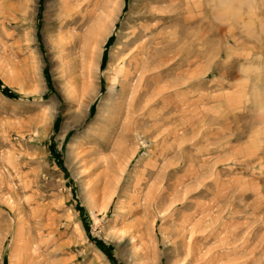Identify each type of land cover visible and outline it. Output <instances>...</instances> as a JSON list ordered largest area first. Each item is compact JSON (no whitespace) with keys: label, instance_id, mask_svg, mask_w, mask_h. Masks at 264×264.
I'll list each match as a JSON object with an SVG mask.
<instances>
[{"label":"rangeland","instance_id":"obj_1","mask_svg":"<svg viewBox=\"0 0 264 264\" xmlns=\"http://www.w3.org/2000/svg\"><path fill=\"white\" fill-rule=\"evenodd\" d=\"M208 3L0 0V264H264V11Z\"/></svg>","mask_w":264,"mask_h":264},{"label":"bare ground","instance_id":"obj_2","mask_svg":"<svg viewBox=\"0 0 264 264\" xmlns=\"http://www.w3.org/2000/svg\"><path fill=\"white\" fill-rule=\"evenodd\" d=\"M205 7V6H204ZM204 7H203V10H205L204 9ZM153 9V8H152ZM154 10V9H153ZM202 10V12H205V11H203ZM108 12V11H107ZM153 12V11H152ZM151 12V17H150V19L152 18V19H157L158 18V16H156L154 13H152ZM156 12V11H155ZM198 12H199V10H198ZM201 12V13H202ZM164 14V13H163ZM106 15H108V14H106ZM202 15V14H201ZM204 15V14H203ZM148 17V16H147ZM201 17V16H200ZM104 18H105V16H101V18L98 20L99 22L98 23H96V26L94 27V29H93V31L92 32H90V34H91V37H90V40H91V49L92 50H90V52L92 51V53L93 52H95V54H96V51H98L99 49V46H100V44H101V40H102V38H103V35L105 34V31L104 30H106V28L104 29V27H105V25H104ZM203 18V17H202ZM209 18V17H208ZM106 19V18H105ZM160 19V18H159ZM198 19H199V17H198ZM201 19V18H200ZM141 20V19H140ZM152 28V27H151ZM108 29V28H107ZM210 29V28H209ZM99 30V32H97ZM104 32V33H102V31ZM220 30V29H219ZM214 31V30H213ZM136 32V31H135ZM154 32V30H146L145 29V31L144 32H142V33H139V34H137L136 35V37H135V35H134V37H135V40H141V39H144L145 37H147V36H150V35H152V33ZM135 40H133V42H135ZM154 40V39H153ZM163 40V39H162ZM166 40V39H165ZM155 42V41H154ZM237 42V41H236ZM166 43V42H165ZM152 44V41H150L149 40V42H147V44L146 43H142L141 45H140V47H139V49L135 52V53H133L134 55H137L138 56V58H136V59H138V66L139 67H136L137 69H136V72L137 73H139V78H138V80H142L143 78H144V76L146 75V74H148V73H151L153 70L155 71L156 70V68H154L153 66H151L150 65V58H152V56L153 55H158V48H156L154 45H151ZM164 44V43H163ZM165 46H166V44H164ZM162 47V46H161ZM160 48V47H159ZM95 49V50H94ZM154 51H155V53H154ZM166 51V50H165ZM169 51V50H168ZM162 52V51H161ZM163 52H164V50H163ZM167 52V51H166ZM169 53H170V51H169ZM173 53V52H172ZM166 54V53H165ZM164 54V55H165ZM171 54V53H170ZM160 55V54H159ZM163 55V56H164ZM169 56V55H168ZM156 57V56H155ZM169 58H170V56H169ZM155 59V58H154ZM164 59V58H163ZM168 60V59H167ZM169 61V60H168ZM133 62H137V61H133ZM164 62V61H163ZM153 63V62H152ZM158 63V62H157ZM143 65V66H142ZM153 65V64H152ZM169 65V64H168ZM168 65H160L159 66V68L160 67H162V68H164V67H166V66H168ZM156 66H157V64H156ZM169 67H171V66H169ZM158 68V69H159ZM157 71V70H156ZM135 73V72H134ZM137 73H135V74H137ZM147 79V78H146ZM86 105H87V103H86ZM91 105V104H90ZM51 106V105H50ZM48 109V108H47ZM51 110H53V106H51L50 108H49V116H50V114H51ZM46 111V110H45ZM43 112V111H42ZM43 114V113H42ZM42 119V118H41ZM70 125L69 124H66V125H64V130H69L70 129ZM93 154H94V152H93ZM89 155V154H88ZM94 156V155H93ZM90 158L89 157H87V158H85L84 160H83V162H84V165L85 166H88V164H89V162H93V159L92 160H89ZM100 160H102V159H100ZM108 160V159H107ZM105 163H106V166H107V161L105 160ZM96 164H97V162H96ZM103 164V163H102ZM101 166V164L100 163H98L97 164V167H95L96 168V171L97 170H99V167ZM108 168H107V170H109V166H107ZM93 169V168H92ZM108 172V171H107ZM94 173V172H93ZM108 174V173H107ZM107 174H105L104 176L106 177L107 176ZM93 174H92V172H90V173H88V176H87V178L88 177H91ZM95 176V175H94ZM95 186H96V184H94L93 183V186H92V194H95L96 192V188H95ZM104 210V209H103Z\"/></svg>","mask_w":264,"mask_h":264},{"label":"clouds","instance_id":"obj_3","mask_svg":"<svg viewBox=\"0 0 264 264\" xmlns=\"http://www.w3.org/2000/svg\"><path fill=\"white\" fill-rule=\"evenodd\" d=\"M208 8L220 20H231L247 27L248 18L257 9L264 11V4H258L257 0H209ZM261 75L264 76V68L261 70ZM255 78L254 75L253 79ZM257 97L258 107L264 110V87L260 88Z\"/></svg>","mask_w":264,"mask_h":264}]
</instances>
